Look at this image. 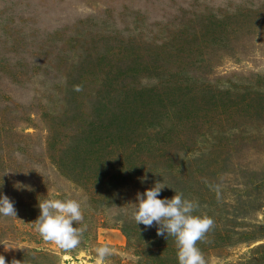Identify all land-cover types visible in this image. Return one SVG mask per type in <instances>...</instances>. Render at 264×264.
Returning a JSON list of instances; mask_svg holds the SVG:
<instances>
[{"label": "rangeland", "instance_id": "374dc122", "mask_svg": "<svg viewBox=\"0 0 264 264\" xmlns=\"http://www.w3.org/2000/svg\"><path fill=\"white\" fill-rule=\"evenodd\" d=\"M156 182L212 218L206 264H264V0H0L6 264H97L104 244L101 264H178L132 218ZM65 195L84 217L67 251L33 223Z\"/></svg>", "mask_w": 264, "mask_h": 264}, {"label": "clouds", "instance_id": "9594fccd", "mask_svg": "<svg viewBox=\"0 0 264 264\" xmlns=\"http://www.w3.org/2000/svg\"><path fill=\"white\" fill-rule=\"evenodd\" d=\"M74 90L81 91L80 85H74ZM164 185L156 182L144 193H137V203L132 211V218L136 224H143L145 228L157 225V235L168 239H175L178 264H206L205 257L197 245L209 228L213 225L211 217L197 214L199 203L189 199L182 192L171 197L160 198ZM40 214L33 222L35 229L45 241L57 245L63 250L76 248L83 235V229L78 227L84 217L80 200L65 195L61 198H46L39 201ZM0 216L17 217L14 202L5 194L0 193ZM74 222L76 226L74 225ZM97 264L112 255V249L107 245L95 248ZM0 264H6L0 255ZM12 264H17L13 260Z\"/></svg>", "mask_w": 264, "mask_h": 264}]
</instances>
